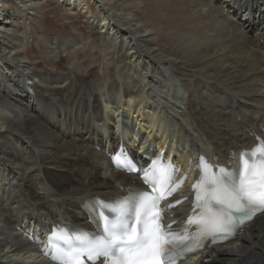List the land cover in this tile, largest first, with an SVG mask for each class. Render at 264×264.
I'll list each match as a JSON object with an SVG mask.
<instances>
[{
	"label": "bare ground",
	"instance_id": "6f19581e",
	"mask_svg": "<svg viewBox=\"0 0 264 264\" xmlns=\"http://www.w3.org/2000/svg\"><path fill=\"white\" fill-rule=\"evenodd\" d=\"M43 1L0 0V113H15L14 119L7 118L5 126H0V163L4 166L0 169V184L7 180L23 185L30 200L39 202L36 214L46 216L30 219L33 215L22 211L25 218H15L0 206V223L13 232L17 228L21 232L14 238L10 236L13 242L0 239V264H44L37 255L28 254L32 252L26 251L30 245L22 232L37 231L45 225L42 220L58 222L49 198L63 203L64 218L75 225L88 226L83 210L87 199L120 196L125 193L120 187L141 184L137 177L109 168L114 176L122 178L113 183L93 162L100 159L108 164L105 153L119 142L111 125L105 128L110 132L109 142L96 130L95 123H106L105 115L114 119L119 110L131 115L132 123L137 124L139 131H145L147 139L156 127L165 134L170 128L171 142L179 140L184 149L189 144L192 151L199 149L224 159L254 145L255 136L264 137V0H146L151 9L148 17L156 18L151 22L147 17L146 25L139 23L137 17L136 21V4L118 11L109 7L111 0H56V8L62 4L68 7L65 13L70 11L69 19L62 25L69 24L72 15L82 11L107 34L104 39L108 46L120 43L122 49H129L135 59L145 64L147 71L160 78L163 67L168 69L171 78L182 86L180 93L185 94L184 113L179 114L184 122L180 124L174 116L171 119L166 111L169 126L167 119L157 114V105L162 104L164 96L152 92L153 77L145 75L148 83L143 92L125 87L118 106L108 114L105 110L110 108V102L103 103L99 95L90 97L91 88L84 85L71 88L67 73L34 72L27 78L25 74L32 62L23 55L29 40L20 24L43 23ZM197 6L202 8L195 11ZM88 39L60 41L52 44L49 51L72 53L78 46L84 49L90 43ZM33 65H37L35 61ZM72 74L80 76L74 71ZM165 81L161 86L167 90L170 82ZM123 130L134 136L127 128ZM79 151L86 155L77 157ZM126 177L137 179L138 183H128ZM94 180L96 183L92 184ZM36 182L42 184V189ZM38 190L49 193V198H42ZM29 204L30 201L25 203ZM57 207L64 208L60 204ZM184 264H264V214L235 242L206 250Z\"/></svg>",
	"mask_w": 264,
	"mask_h": 264
},
{
	"label": "snow or ice",
	"instance_id": "6c2138e0",
	"mask_svg": "<svg viewBox=\"0 0 264 264\" xmlns=\"http://www.w3.org/2000/svg\"><path fill=\"white\" fill-rule=\"evenodd\" d=\"M157 164L158 161H153L143 173L145 183L153 188L152 194L131 193L114 202L85 201L86 208L91 203L92 211L102 217V230L95 235L75 230L84 233L76 237L79 243L69 246L67 251L49 248L52 258L60 264H82V257L89 261L107 257L106 264H175L183 256L204 248L206 242L214 244L234 235L256 212L264 211V141L242 154V169L235 173L220 168L219 175H210L207 173L210 166L205 163L204 174L193 185L195 207L202 211L188 219L183 234L162 223L165 209L159 208V203L178 185L164 188L170 177L161 173L166 179H159ZM118 166L135 171V165L127 158ZM192 225L196 229L189 235Z\"/></svg>",
	"mask_w": 264,
	"mask_h": 264
},
{
	"label": "rangeland",
	"instance_id": "374dc122",
	"mask_svg": "<svg viewBox=\"0 0 264 264\" xmlns=\"http://www.w3.org/2000/svg\"><path fill=\"white\" fill-rule=\"evenodd\" d=\"M42 3L45 4V8H44V11L42 13L43 17L40 18L41 19L40 22H43V23H41V24L38 23L40 25L36 24V22H34L32 24H30L29 22H26L25 24H20L21 25L20 30L23 29L24 31H27L25 33V35H27L26 38L28 40L33 39L32 38L33 35L39 36L43 32V35L40 37V40H41L40 49H42V46H41L42 42L48 41V39L51 38V36L54 33L55 34L57 33L61 37H65V39H63V40L59 38L62 42L64 40H67L70 38L77 39L79 41L81 40V38H89L90 43L88 44L89 46L88 45L85 46L84 49L81 48L80 46H78L77 48L74 49V52H72V53L65 52L67 54H65L64 57H61L59 59L54 58L52 60H49L48 62H42L41 64L38 65L37 69L35 68L36 66L33 65V62L37 59V56H35L34 58H30L29 56H31L33 52L39 51L40 49L35 47V46H31V47H28V51L26 52V50H27L26 49L27 46H26L25 49H23V51H24L23 55L25 56V58H29V60L32 62L31 67L26 72L27 74H25L27 76V78L29 75L32 76V74L34 72L48 73V75L49 74H57V73H67V75L69 76V82H67V85H69L71 88L75 89L78 87H82V85H84L87 88H91L90 93H89L90 97L92 96V98H93L94 96L99 95L100 99L103 103H106L107 101H109L110 103L109 104L107 103V106H110V108L108 107L107 111L105 110V114H108L109 110H111V105L118 106L119 102L122 99L121 97L123 95L121 93L123 92L125 87H129L130 89L134 90V92H138V93L141 91L143 92V89L146 87L145 85H147V83H148V80H146V76H145V75H147L148 77H153L154 84L157 83L156 85L153 84L152 92H155V93L158 92V94H161L162 96H164L165 98L164 97L161 98L160 102L163 104L164 107L168 108L169 110H172L170 112L172 114H174V115L170 116V113L168 112V116L171 119L174 116V118H176L175 119L176 121H179V119H180V121H183L182 117H180L179 114L184 113V112L182 109L178 108L175 105L176 103L180 104L181 103L180 100H176L174 98L175 97L174 91H169L167 93L168 90L164 89L165 86H163V85L161 86V84L165 80H166L165 82H167V79L163 73H162L163 77L160 78V76L154 75L153 73H151V71H147L145 69V64L142 63L140 60L135 59L132 55V52H130L129 49L128 50L122 49L120 43L114 47L108 46L107 45L108 41H106L104 39L107 34H105L104 30H102L101 27L94 24L95 22L92 24L93 21L90 20L89 18H86L84 12L81 11V13H83L84 16L74 17L72 15V18L70 19L69 24L62 25L63 23H65V19H67V18L69 19V12L70 11H67V13H65V10H67L68 7L66 5H62L60 3L61 4L60 8H56L58 6V2H56V0H45ZM134 4H136V6L139 8L137 10L134 9L136 11V13H134L135 18L137 17L140 21L143 20L142 22H140L136 18V21H139V23L146 25L148 18L149 19L151 18V17H148V16H151L150 15L151 9L147 5L146 0H140V1L139 0L138 1L137 0H133V1L132 0H111L109 7L113 8V9H118V11H119V10L123 9V7L126 5L132 7ZM136 6L134 5V7H136ZM200 8H202V6H197L195 8V11H199ZM204 9H206V8H204ZM60 10H62V11H60ZM137 11H138V13H137ZM54 13H55V16L51 17L50 15L54 14ZM45 16H47V17L45 18ZM153 19H150L151 22L156 20V18H153ZM89 24H90V26H89ZM59 25H62V26H59ZM226 26H228V23L226 24ZM42 28H45V30L42 31ZM228 28H229V26H228ZM39 31H42V32H39ZM154 39H155V37H154ZM79 41H77V42L79 43ZM26 45H27V43H26ZM106 46H108V47L106 48ZM42 67H44V68H42ZM164 67H163V69L166 70ZM70 70L74 71L75 73H79L80 76L75 77V75H73L72 71H70ZM168 77H169V75H168ZM96 83H99V84H96ZM97 87H99V88H97ZM147 88H148V86H147ZM100 90H102V91H100ZM162 90L164 91V93L162 92ZM167 98H169V100ZM164 101H165V103H164ZM157 104H159V103H157ZM5 112H3V115H2L3 117L1 116V113H0V121H2V122H0L1 128H2V126H5V122L7 121V118L8 119L9 118L14 119V117H15L14 112H10V111H5ZM120 113H121L120 110H119V112L117 111L114 115V119L105 115L106 118H104V120L106 119L105 120L106 123H102L103 125L100 123H95L94 126H95L96 130L98 132L101 131L103 133L107 124L114 123L115 121L117 122L120 119V117H118V116H120ZM121 114L124 117L126 115V117L132 118L131 115L128 116L127 113H125V114L121 113ZM11 116L13 118H11ZM128 121L130 123H132V120L129 119ZM191 121L194 123V120L192 118H191ZM164 124L165 123L163 122V125ZM132 125L134 126V128L136 130H138L137 124L132 123ZM120 128H121V123L119 124L118 129H116V132H118V130L120 131ZM105 131H106V129H105ZM101 132H99V133L101 134ZM216 132H220V131H216ZM123 133H124V130H123ZM173 142L175 143L176 140H174ZM128 144L131 145L130 142H128ZM84 155H86V153L83 154V152L79 151L76 156L81 157ZM66 156H68V155H66ZM93 162H95L97 165L100 166V168L103 170L102 174L104 176L111 178L113 183H116L115 180H117V181L122 180V178L114 176L112 173V170L107 168L108 164L106 163V160L104 161V160H100V159L99 160L95 159ZM89 163L92 164V161L89 160ZM3 167L4 166L2 165V163H0V169L1 170ZM35 169L36 168H34V170ZM17 172H20V171H17ZM27 175H28V173H27ZM39 175L41 176V173H39ZM112 176H114L115 178H113ZM26 177H28V176H26ZM126 178H127L126 182H128V183H133V182L138 183L137 179H133L130 177H126ZM34 180H35V178H32V181H34ZM6 181L7 180H2V182L0 184V186H2L1 187L2 191L0 190V206H1V209L2 208L6 209L15 218H17V217H19L20 219L25 218L23 215L24 213H27L29 215L32 214L33 217H30V219L36 218L37 217L36 215H39L38 218L39 217H42L43 219L46 218V216H42V215H45L43 213H39V214L37 213L36 214V210H38V207H39V202L36 203V202L30 200L29 195L25 193V188L23 185L22 186L18 185L17 181H15V182H10V181L6 182ZM105 182H106V180H105ZM4 183H6L4 185L5 187L3 186ZM93 183H96V181L94 180L92 182V184ZM39 185H41V186H39ZM36 186L39 189H42V184L40 182H36ZM15 188H16V190H15ZM110 189L111 188L109 187L108 191ZM120 189H121V187H120ZM38 191L40 192V196L42 198L43 197L49 198V196H48L49 193H47V195H46L44 191H42V190H38ZM18 193H19V195H17ZM21 193H25V194H21ZM49 200L50 201L52 200L51 202L53 205V211H56L59 209L57 207L58 204H60L64 207L63 203L60 202V200L57 201L56 199L53 200L52 198H49ZM10 201H14L16 204H14V205L10 204L9 203ZM29 201H30V204L28 206H26L25 203L29 202ZM18 202H20L19 205H17ZM54 205H55V208H54ZM7 206H9V207H7ZM23 207H25L26 209L23 210ZM22 211H23V214H21ZM58 211L61 213V215H63L65 212V207L63 209H59ZM0 214H1V210H0ZM19 233H21V232H19ZM0 234L2 235V236H0V239L2 241L7 239L8 241L10 240V242H13V240L10 239V236L14 238V235H17V236L19 235L13 231L7 229L3 223H0Z\"/></svg>",
	"mask_w": 264,
	"mask_h": 264
}]
</instances>
